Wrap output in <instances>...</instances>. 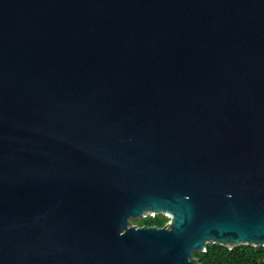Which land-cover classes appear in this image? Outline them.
I'll list each match as a JSON object with an SVG mask.
<instances>
[{
    "label": "water",
    "instance_id": "95a60500",
    "mask_svg": "<svg viewBox=\"0 0 264 264\" xmlns=\"http://www.w3.org/2000/svg\"><path fill=\"white\" fill-rule=\"evenodd\" d=\"M210 243L264 247V0H0V264Z\"/></svg>",
    "mask_w": 264,
    "mask_h": 264
},
{
    "label": "rangeland",
    "instance_id": "374dc122",
    "mask_svg": "<svg viewBox=\"0 0 264 264\" xmlns=\"http://www.w3.org/2000/svg\"><path fill=\"white\" fill-rule=\"evenodd\" d=\"M153 221L157 225H168L171 221V217L169 215L165 214H148L146 218L143 219H131L132 225L136 227H141L147 222ZM253 248L255 251H247L246 254H248V257L256 262V264H264V247L259 246H248V245H240L234 249H231L228 246H223L220 244H214L210 243L208 245V250L206 252H196L195 258H197L199 261L202 259L206 260L208 264L211 263L213 259H215L217 256L225 257L226 264H235L234 262V255L238 253V251L245 253L244 250L247 248ZM242 248V249H241ZM245 248V249H244ZM259 249V250H258ZM238 250V251H237Z\"/></svg>",
    "mask_w": 264,
    "mask_h": 264
},
{
    "label": "trees",
    "instance_id": "16d2710c",
    "mask_svg": "<svg viewBox=\"0 0 264 264\" xmlns=\"http://www.w3.org/2000/svg\"><path fill=\"white\" fill-rule=\"evenodd\" d=\"M143 226H157V227H164V225H157L155 224L153 221L151 222H147V224L143 225ZM242 249V248H241ZM245 249V248H244ZM208 250V249H207ZM255 251L253 248H247L244 250L245 253H242L240 251H238V253L236 255H234V262L235 264H256V262L253 260H251L249 257H248V254H246L247 251ZM259 250V249H258ZM201 264H208L206 260L202 259L201 261ZM210 264H226V259L225 257H221L220 255L217 256L215 259H213L211 261Z\"/></svg>",
    "mask_w": 264,
    "mask_h": 264
}]
</instances>
